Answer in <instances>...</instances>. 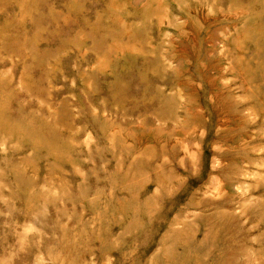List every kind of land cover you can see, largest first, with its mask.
Listing matches in <instances>:
<instances>
[{
	"label": "rangeland",
	"instance_id": "rangeland-1",
	"mask_svg": "<svg viewBox=\"0 0 264 264\" xmlns=\"http://www.w3.org/2000/svg\"><path fill=\"white\" fill-rule=\"evenodd\" d=\"M263 69L264 0H0V264H264Z\"/></svg>",
	"mask_w": 264,
	"mask_h": 264
},
{
	"label": "bare ground",
	"instance_id": "bare-ground-1",
	"mask_svg": "<svg viewBox=\"0 0 264 264\" xmlns=\"http://www.w3.org/2000/svg\"><path fill=\"white\" fill-rule=\"evenodd\" d=\"M212 2H213V1H212ZM35 5H36V4H35ZM30 9H31V8H30ZM28 10H29V9H28ZM258 56H259V55H258ZM262 62H263V61H262ZM259 67H260V66H259ZM263 70H264V69H263ZM245 86H246V85H245ZM38 130H39V129H38ZM38 133H39V132H38ZM40 133H41V131H40ZM52 134H53V133H52ZM40 135H41V134H39V137H40ZM48 135H49V133H48ZM36 137H37V135H36ZM48 138H49V137H48ZM48 138H47V139H48ZM56 138H57V137H56ZM51 140H52V139H51ZM55 141H56V140H55ZM60 143H61V141H60ZM41 144H42V143H41ZM47 145H48V144H47Z\"/></svg>",
	"mask_w": 264,
	"mask_h": 264
}]
</instances>
